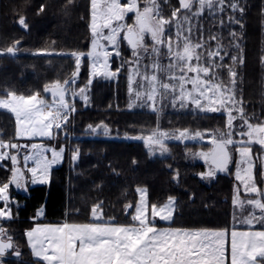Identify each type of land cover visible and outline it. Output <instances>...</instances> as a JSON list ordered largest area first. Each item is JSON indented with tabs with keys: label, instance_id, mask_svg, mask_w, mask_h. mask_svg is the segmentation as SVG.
<instances>
[{
	"label": "snow or ice",
	"instance_id": "1",
	"mask_svg": "<svg viewBox=\"0 0 264 264\" xmlns=\"http://www.w3.org/2000/svg\"><path fill=\"white\" fill-rule=\"evenodd\" d=\"M71 3V0H69ZM39 5L37 15L45 11ZM246 5L241 0H89V30L91 49L87 53L73 52L76 71L68 80H56L44 86L51 100L39 92L20 95L4 90L0 95V110L14 116L15 134L12 139L40 137L55 139L76 112L70 100L79 97L87 104L88 90L96 77L115 79L126 70L129 109L147 106L159 111L167 102L181 109L193 107L203 113L222 112L224 130L215 129L207 135L211 147L207 151L192 153L202 158L208 170L199 173L202 179L214 178L217 173L228 172L234 165L231 204L233 230L185 229L158 227L160 221L171 222L177 208V198L168 196L163 204L149 199L146 187H137L138 200L126 204L130 215L128 224H119L115 218L104 219L103 201L94 204L91 216L95 222L37 224L26 230L30 251L37 264H264V112L259 116L249 113L242 92L238 89V66L244 63L239 36L228 31L227 44L223 35L232 25L243 27L236 13L243 16ZM129 18L132 23H127ZM17 24L27 31L30 25L21 16ZM208 25L206 27L205 25ZM21 41L0 49V56H16ZM123 46L130 55L123 56ZM33 55H52L40 50ZM91 60L90 79L78 91L76 83L81 60ZM121 63L113 68V58ZM231 63H225V61ZM264 63V56H261ZM227 72L225 82L222 72ZM88 128L92 132L107 125ZM204 133L189 129L165 132L159 129L143 140L153 154L167 153V140L180 142L204 138ZM238 137V138H236ZM259 151H254V146ZM31 151L23 155L21 151ZM65 147H50L44 143L19 144L2 139L0 134V167L10 161L7 181H0V257L9 249L21 252L3 223L15 218L16 202L9 196V188L27 191V185L45 184L49 172L58 164ZM51 154L50 157L48 154ZM71 159H79V149L73 150ZM32 161L34 166L28 167ZM135 163V161H134ZM171 168V165H168ZM30 175V179H28ZM174 179H179L176 172ZM134 209V211H132ZM78 211V210H77ZM41 207L37 215L42 216ZM247 225L249 230L237 231L235 224ZM260 226V230L255 229ZM230 238V249L226 247Z\"/></svg>",
	"mask_w": 264,
	"mask_h": 264
},
{
	"label": "trees",
	"instance_id": "2",
	"mask_svg": "<svg viewBox=\"0 0 264 264\" xmlns=\"http://www.w3.org/2000/svg\"><path fill=\"white\" fill-rule=\"evenodd\" d=\"M41 4L46 6L45 11L37 15V9ZM244 5L246 10L242 18L244 29L247 28L248 32L243 45L245 61L238 69V89L248 105L246 110L259 116L264 112V65L262 64V67L257 63L259 57L255 51L259 37L256 27L259 21L257 10L260 0H251ZM259 14L261 16L263 13ZM21 16L26 17L30 25L27 31L22 30L17 24ZM89 22V0H71V3L69 0H0V49L13 46L19 40L20 50L29 52L44 50L53 53L0 56V86L4 85L9 91L19 94H32L44 92V86L56 80L61 82L68 80L76 71L75 58L60 54L88 52L91 40ZM85 60L88 62L87 57L81 60L80 73L77 77L76 83L80 84L79 87H84L89 80V63L85 66ZM127 75V72H121L115 79H105L106 94L101 92V89L96 93L101 98L100 107H97L94 100L91 101V106L87 107L82 100L75 102L76 113L72 117L74 130L77 131L79 128L82 132L88 125L96 127L103 122L115 135L131 133L145 136L156 127L157 112L150 108L127 107ZM226 76L227 74L223 77ZM97 82L95 79L91 86H95ZM3 92L4 90H0V93ZM162 119V126L167 124L171 129H205L204 124L200 125L201 121H204L205 127L210 130L225 128L223 113L201 115L197 110L194 112L179 108L170 110ZM5 127L9 128L12 135L15 134L13 115L0 110V130L4 131ZM202 145L207 146L205 143ZM170 146L171 154L158 158L152 157L142 141L74 139L70 149H79L76 164L69 165L65 156L63 164L52 169L48 184L32 186L29 194L24 197L26 205L14 212L15 218L11 220V229L21 235L19 238L25 239L26 230L37 223L90 222V210L100 201H103V212L107 217L125 221L129 215L125 213L124 206L134 204L138 200L135 191L137 187H146L149 199L153 203L162 204L168 196L176 197L178 201L176 218H195L190 212L183 213L178 209V205L182 206L181 200L184 197L183 201H191L197 209L199 208L201 216L207 218L208 214H214L223 224L222 221L226 218L223 211L226 207L232 206V190L236 183L234 177L222 176L214 187H204L203 182L194 180L190 175L192 166L182 161L183 154L180 155L177 144L170 143ZM254 151H259L258 145L254 146ZM168 165H171V168ZM176 172H179L178 180L173 178ZM9 176V171L0 167V181H7ZM193 180L196 181L197 187L205 189L208 197H212L206 204L200 202L198 195H194L195 191H188V188L194 185ZM43 205L44 217L35 223L36 211ZM209 205H215V208L208 209ZM221 223L212 226L184 224L174 220L170 225L205 228L230 226H223ZM28 257L35 261L29 256V251Z\"/></svg>",
	"mask_w": 264,
	"mask_h": 264
},
{
	"label": "rangeland",
	"instance_id": "3",
	"mask_svg": "<svg viewBox=\"0 0 264 264\" xmlns=\"http://www.w3.org/2000/svg\"><path fill=\"white\" fill-rule=\"evenodd\" d=\"M247 2H251V0H241V3L244 5L246 4ZM172 3L175 4V0L173 1L172 0ZM258 19L259 21L257 22V27L258 28V34H259V37H258V42H257V45H256V52L258 53V59H257V63L260 64V66H262V64L264 65V63H261V56H264V0H260V6L258 8ZM259 13H263L260 14ZM236 16L238 19L241 20L242 24H243V27H240L239 25H232L231 28L229 29H226L223 33L224 37H225V43L227 44V34H228V31L230 30H234L238 36H239V45H240V48L242 49V52H239L237 50H233V55H242L243 58H244V61H245V48L243 47L244 45V42H245V37H246V33L248 32L247 28L244 29V23H243V18L242 16L239 15V13H236ZM133 22V19L132 18H129L127 20V23H132ZM206 27H208V25L206 24L205 25ZM91 49V40H90V48L88 51H90ZM35 52H38V51H33V52H29L27 50H20L19 49V52L18 54H22V53H35ZM17 54V55H18ZM130 55V53L128 52L127 50V47L126 46H123V56L125 59L128 58V56ZM89 63V79H90V69H91V60L88 58V62L87 60H85V66H87ZM121 63V60L120 58H116L114 57L113 60L111 61V64H112V67L115 68V67H118ZM225 63H231V61H225ZM240 65L238 66V69H239ZM263 67V66H262ZM261 67V68H262ZM237 69V70H238ZM122 73L123 72H127L126 70L124 71H121ZM226 72V71H225ZM79 73H80V70H79ZM224 72L221 73V77L222 79L227 82L228 81V75L226 76V78H224L223 76H225L226 74H223ZM97 80L98 82L95 84V86H90L89 90H88V96H89V102L87 104H85V102L83 101V104H85L84 106H91V101L94 100L96 102V105L97 107H100L101 106V98H99V95H97V91L99 89H101V92H104L106 94V84L104 81L105 78L103 77H96L92 80V82H94V80ZM78 78L76 79V82H77ZM89 81V80H88ZM108 81V80H107ZM100 83V84H99ZM87 83L84 84V86L86 85ZM80 84H77L75 83L72 87L75 89V90H79L80 88L82 87H79ZM105 89V90H104ZM0 90H8V88H6L4 85H1L0 86ZM40 93V92H39ZM2 95V93H0ZM19 94V93H17ZM42 98H44L45 100H51V95L50 94H47L45 92H41L40 93ZM127 107L129 105V103L131 102V98H130V95H129V92H128V87H127ZM20 95H31V94H20ZM81 100L79 97H76L75 99L73 100H70L71 103H74L75 105V102L76 101H79ZM125 101V100H124ZM110 105H111V101H110ZM129 108V107H128ZM138 108H144V109H148L149 107L147 106H136L132 109H138ZM173 109H179V107H172L170 106L167 102H165L164 104V107L161 108L159 111H157V116H158V120H157V123H156V127H154L152 129V131L148 134V135H145L143 137H147L149 135H151V133L157 129H159L160 131H165V132H169V133H172V132H177L178 134V130H184V128L182 129H175V128H169V125L165 124V126L163 127L162 124H163V116L164 114H166L167 112H169L170 110H173ZM184 110H189V111H194L196 109H194L193 107H188V108H183ZM2 111H6V110H2ZM200 112V111H199ZM9 113V112H8ZM76 113V112H75ZM73 113L71 115V121L70 123L62 130H59V134L58 136L55 138V139H48V138H40V137H35V138H27V137H20V138H16V139H12L14 137V135L11 134L9 128L5 127V130H0V134H2V139L4 141H9L10 139L12 140L13 143H19L21 145L23 144H30V143H44L46 146H54V147H65V153L63 155V159L56 165H53L52 168L50 169V172H49V181L51 180V174H52V169L63 164V162L65 161V156H67V160L69 161V165H74L75 161L73 162V160L71 159V156H72V153H73V148L72 150L70 149L71 146H73L74 144V139H125V140H132V141H142L143 144L146 146L145 142L143 140H140V139H133L134 137H141L140 135H137V134H131V133H127V134H123V135H115L113 134L110 130L108 131L107 134L104 133V130H97L96 132H92L91 130H87V129H82L83 131L81 132V130H79V128L76 130L75 127H74V119L72 118L73 115L75 114ZM220 114L222 112H216V113H203V112H200L201 115H211V114ZM14 117V116H13ZM205 117V116H204ZM15 120V119H14ZM204 121H201L200 122V125L204 124V128L205 129H194V128H185V129H189L190 132L194 133L196 131H200L202 133H204V138L203 139H198V140H188V141H184V142H180V141H177V140H167L166 141V146L167 148L169 149V151L163 155H161L159 153V151H155V153L153 154L152 152L150 153L153 156H156V157H161V156H164V155H168V154H171L170 153V143H173V144H177V146L179 147L178 150L180 151V155L183 156L184 160L182 159L183 162H188L191 166H192V169H191V172H190V175H192V178L194 180H197L198 182L201 181L203 182L204 184V187H214V184L219 181L220 178H222V176H225V178H232L234 177V172H235V167L234 165H230L229 166V171L228 172H221V173H217V175L214 177V178H211V179H202L200 177V175H198L199 173H204L208 170V166L207 164L205 163V161L202 159V158H199V157H195L192 155V153H195V152H199V151H207L210 147H211V144H210V137L207 135L209 132H212L213 130H210V129H207L205 126H206V123H203ZM199 125V126H200ZM89 126V125H88ZM15 128H16V125H15ZM219 129V128H218ZM7 130H9V132H7ZM79 130V131H78ZM33 139H39V140H33ZM203 143L207 144V146H204L202 145ZM190 144V145H188ZM192 144H195L194 146H191ZM197 145V147H195ZM147 147V146H146ZM148 148V147H147ZM31 150L30 149H23L21 151V160H22V157L23 155L29 153ZM49 157H50V153L48 154ZM181 157V156H180ZM76 164V163H75ZM34 164L32 161H29L28 162V167H33ZM11 167V162L10 161H7L5 162L4 164V167H1L2 169H4L6 171L7 168H10ZM196 167V168H194ZM10 173V172H9ZM175 176V175H173ZM10 177V176H9ZM224 178V177H223ZM28 179H30V175L28 177ZM194 185H191L192 187H189L188 188V191L190 192H194L195 191V194L194 195H198V198L200 200V202L203 201V203H207V201L211 200L212 197H208V193L205 191V189L203 188H200V187H197L196 185V181H194ZM49 181L45 184H48ZM198 184V183H197ZM34 185H39V183L37 184H28L27 185V191H25L26 194H29V190L32 186ZM199 186V185H198ZM198 188V189H196ZM192 194V196H194ZM9 196H10V199L12 201L15 200V196L16 195V188L14 186H11L9 188ZM139 198V197H138ZM182 199L184 200V197H182ZM181 200V204L182 206H179L178 205V209H180L183 213H186V211H188V213L190 212V214H192L193 216H195V218H191V219H187V218H176V212H177V208H176V212H175V215H174V220H176L177 222H182V223H187V224H212V226L214 225H218L217 223H221L220 220L218 218L215 217L214 214H208L207 218H205V216H201V214L199 213V208L197 209L195 207L194 204L191 203V201L189 202H186V201H183ZM166 200L163 202L165 203ZM162 203V204H163ZM0 206H3V205H0ZM19 203H17L15 205V207H13V213L16 211V209L19 207ZM45 209V206H41ZM204 207V206H203ZM210 208L208 209H211V208H215V205L212 206V205H209ZM40 209V208H39ZM38 209V210H39ZM38 210L36 211V215L34 217L35 219V223H37V220H40L44 217V214L42 216H38L37 215V212ZM134 211V209L132 210ZM45 212V211H44ZM223 213L225 214L226 218L224 219L223 222V226H229L231 225L232 223H234V220H233V207L231 206V208L229 207H226V209L223 211ZM15 214V213H14ZM109 217H107L105 214H104V219H107ZM90 222H95L93 220V217L91 216L90 218ZM117 223L119 224H128L130 222V215L126 218L125 221H118L117 219H115ZM90 222H86V223H90ZM172 222V221H171ZM171 222H165V221H160L158 218H157V226L158 227H164L165 225H170ZM65 223V222H64ZM158 223H161V224H158ZM37 224H40V225H48V224H53V223H37ZM37 224H34L33 227H35ZM62 224V223H61ZM55 225V224H53ZM236 226H240V227H248L247 225H242V224H238L236 223L235 224ZM172 226V225H170ZM31 227V228H33ZM173 227H180V226H175L173 225ZM255 228H260L259 225H255L254 226ZM29 228V229H31ZM202 228V227H199V229ZM205 228V227H203ZM27 229V230H29ZM207 229H214V228H207ZM25 240L27 241V237L25 238ZM27 246H28V251H29V256L33 257L32 256V253L30 251V247H29V244H28V241H27ZM27 251V253H28Z\"/></svg>",
	"mask_w": 264,
	"mask_h": 264
},
{
	"label": "flooded vegetation",
	"instance_id": "4",
	"mask_svg": "<svg viewBox=\"0 0 264 264\" xmlns=\"http://www.w3.org/2000/svg\"><path fill=\"white\" fill-rule=\"evenodd\" d=\"M16 195L14 202H16V204L19 203L20 206L18 208H23L26 205V198H24L26 195L25 191L16 188ZM10 223L11 221L3 223V227L9 230L15 245L21 252V256L17 257L15 255V250L9 249L3 257H0V264H37L36 261H32L28 257L27 241L24 238H19L21 235L11 229Z\"/></svg>",
	"mask_w": 264,
	"mask_h": 264
},
{
	"label": "crops",
	"instance_id": "5",
	"mask_svg": "<svg viewBox=\"0 0 264 264\" xmlns=\"http://www.w3.org/2000/svg\"><path fill=\"white\" fill-rule=\"evenodd\" d=\"M234 223H232L229 227H221V228H214L216 230L219 229H228L229 232L233 230ZM164 227H172V228H185V229H199V227H173L170 225H165ZM203 228V227H202ZM256 230H260V228H255ZM235 230L237 231H243V230H249L248 227H240L235 225ZM226 247L230 249V238L228 244H226Z\"/></svg>",
	"mask_w": 264,
	"mask_h": 264
},
{
	"label": "water",
	"instance_id": "6",
	"mask_svg": "<svg viewBox=\"0 0 264 264\" xmlns=\"http://www.w3.org/2000/svg\"><path fill=\"white\" fill-rule=\"evenodd\" d=\"M102 128H99V129H97V130H101ZM87 130H90L88 127H87Z\"/></svg>",
	"mask_w": 264,
	"mask_h": 264
}]
</instances>
